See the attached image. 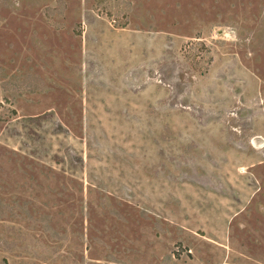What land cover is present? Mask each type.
<instances>
[{
    "label": "rangeland",
    "instance_id": "obj_1",
    "mask_svg": "<svg viewBox=\"0 0 264 264\" xmlns=\"http://www.w3.org/2000/svg\"><path fill=\"white\" fill-rule=\"evenodd\" d=\"M0 264H264V0H0Z\"/></svg>",
    "mask_w": 264,
    "mask_h": 264
}]
</instances>
